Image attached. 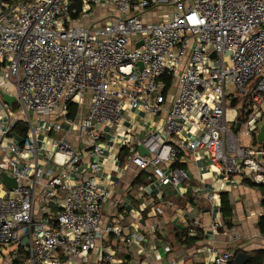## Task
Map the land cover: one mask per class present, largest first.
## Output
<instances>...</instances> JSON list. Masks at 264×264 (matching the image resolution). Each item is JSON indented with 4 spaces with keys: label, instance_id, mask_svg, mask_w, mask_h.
<instances>
[{
    "label": "built area",
    "instance_id": "built-area-1",
    "mask_svg": "<svg viewBox=\"0 0 264 264\" xmlns=\"http://www.w3.org/2000/svg\"><path fill=\"white\" fill-rule=\"evenodd\" d=\"M137 112L157 125L127 126ZM263 122L264 0H0L3 264H122L104 241L145 237L102 222L103 163L118 166L121 148L123 168L134 164L176 192L148 196L150 233L168 215L183 239L222 235L232 248L188 258L231 264L245 235L226 225L221 193L238 181L264 186ZM184 154L211 173L210 188L183 185L190 174L172 165Z\"/></svg>",
    "mask_w": 264,
    "mask_h": 264
},
{
    "label": "crops",
    "instance_id": "crops-1",
    "mask_svg": "<svg viewBox=\"0 0 264 264\" xmlns=\"http://www.w3.org/2000/svg\"><path fill=\"white\" fill-rule=\"evenodd\" d=\"M131 115L134 117V121L132 120L134 124L125 121L126 125L132 126L133 129H136V125H138L146 131L152 130L159 119V117H146L144 113L138 112L128 113V117ZM117 138L118 135L109 133L106 136V141L116 149L120 147ZM115 140L116 142H114ZM126 154V150L123 154H121V151L119 152L118 166L110 160L103 163V176L107 175L104 183L108 189V198L102 206V222L105 225L119 227L124 235L129 232L143 234L145 240L141 243L142 245L138 243L125 244L114 241L111 234L103 245L114 252L115 259L121 260L122 264H144L146 259L152 260V264H169L170 260H174L176 264H194L188 256L199 249H204L201 254L206 256L207 249L217 251L233 247L232 244L227 243L222 235L214 239L209 231L203 232L201 230L196 235L200 238L196 239L194 243L182 242V235L180 239L178 233L182 231L184 226L168 215L162 217L161 229L155 235H152L148 229L149 219L147 213L150 211L149 203H147L148 196L152 195L153 199L159 195L176 197V192L168 186H160L159 181L154 176L148 171L138 170L134 164H129L127 169L123 168ZM202 164L204 163L202 162ZM173 166L183 168L190 174V180L184 182L183 185L195 187L205 183L206 187L210 188L214 183L211 173L205 167H197L192 155L184 154L178 161L173 163ZM238 182L228 192V196L233 205L230 227L239 224L244 229L245 237L241 240V245L239 244L241 246L239 251H245L249 254L256 250L264 251V235L259 232L256 224H254L259 217V213L264 215V205L261 203V200L264 199V193L260 186L248 182ZM190 193L191 190L188 191V194ZM242 217L248 219L250 225L248 233L246 225L241 223ZM226 225L229 226L227 222ZM248 236H253V238L248 239ZM141 246L144 247V252L140 251ZM165 246L170 247V252L166 253L164 251ZM119 248L123 249L124 252ZM155 254H158L159 257L156 258ZM91 256L93 259L95 258L94 253Z\"/></svg>",
    "mask_w": 264,
    "mask_h": 264
},
{
    "label": "trees",
    "instance_id": "trees-1",
    "mask_svg": "<svg viewBox=\"0 0 264 264\" xmlns=\"http://www.w3.org/2000/svg\"><path fill=\"white\" fill-rule=\"evenodd\" d=\"M121 154L125 153V148H121ZM251 184V183H250ZM260 188L262 189V192L264 193V186H260ZM229 194L226 192H222L221 193V200H222V204H221V209L223 212V216L224 219L226 220V222L228 223V225L230 226V218H232L233 215V205L230 202V198L228 196ZM262 205H264V199L261 200ZM256 227L258 228L259 232L264 235V215H260L255 223ZM178 234H180V239H181V235L182 237L186 234V229L185 227L182 229V231H180ZM200 237L198 236H194V237H186V238H182V242H186V243H194L196 241V239H199ZM263 254L264 251L263 250H256L253 251L250 254V259L248 261L249 264H263L262 263V258H263ZM232 264V263H231Z\"/></svg>",
    "mask_w": 264,
    "mask_h": 264
},
{
    "label": "water",
    "instance_id": "water-1",
    "mask_svg": "<svg viewBox=\"0 0 264 264\" xmlns=\"http://www.w3.org/2000/svg\"><path fill=\"white\" fill-rule=\"evenodd\" d=\"M141 43H138V45H140ZM140 65V64H139ZM1 99L8 103V104H12L14 101V97L6 94V93H2L1 94ZM239 127V123L236 124L235 130H237ZM264 137V122L263 124L260 126L259 132L257 134V141L260 142ZM138 151L140 154L142 155H148V152L145 150V148L143 146H138ZM2 178L4 179V181L10 186H14L15 182L14 180L10 179L9 177H7L4 173L1 174ZM26 241V239L23 240V243ZM250 259V254L245 252V251H238L232 260V264H246Z\"/></svg>",
    "mask_w": 264,
    "mask_h": 264
},
{
    "label": "rangeland",
    "instance_id": "rangeland-1",
    "mask_svg": "<svg viewBox=\"0 0 264 264\" xmlns=\"http://www.w3.org/2000/svg\"><path fill=\"white\" fill-rule=\"evenodd\" d=\"M161 10H163L162 9V7H160V9H156V11L158 12V13H160L161 12ZM162 13V12H161ZM158 15V14H157ZM157 15H155V16H157ZM157 18H153V20H156ZM9 87L10 88H13V84L11 83V82H9ZM63 127H65L64 125H63ZM60 135L61 134H55L54 136L55 137H60ZM242 140H243V138H242ZM253 144H255V142H253ZM241 223L243 224V225H246V227H247V233H248V230L250 231V225H249V223H248V219L246 220L245 219V217H242V219H241ZM12 251H16V248L14 247V246H10V247H8V250L6 251V250H3V256H7V257H9V255H10V252H12ZM0 264H3V257L1 256L0 257Z\"/></svg>",
    "mask_w": 264,
    "mask_h": 264
}]
</instances>
